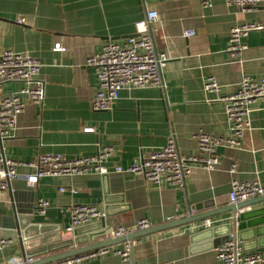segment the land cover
Masks as SVG:
<instances>
[{
  "label": "crops",
  "instance_id": "obj_1",
  "mask_svg": "<svg viewBox=\"0 0 264 264\" xmlns=\"http://www.w3.org/2000/svg\"><path fill=\"white\" fill-rule=\"evenodd\" d=\"M210 1L212 5L205 7L202 0H0V56L11 49L38 59L42 64L39 79L45 89L43 103L28 102L17 116L14 132L0 139V155L22 163L5 187L0 178V240L11 239L0 247V264L22 257L19 243L10 238L15 229L8 227L15 211L32 226L29 235L41 237L42 233L54 239L51 235L58 233L65 240L74 237L66 231L71 205L108 207L105 228L110 236L119 225L133 226L142 219L158 225L208 209L227 208L233 205L229 192L234 179L264 186L263 98L251 105L241 146L219 147L220 162L213 169L195 165L183 187L157 185L140 175L116 170L139 162L170 137L176 139L182 154L192 155L197 151L199 133L228 135L226 102L220 97L234 93L244 77L264 76V30L244 38L247 48L239 58L227 50L232 27L248 21L264 23V0L251 11L225 0ZM151 10L157 12V18L148 30L158 50L168 56L162 82L123 88L112 109H94L99 80L87 59L108 40L124 42L136 36L137 23L145 21ZM187 30L192 32L190 36L184 35ZM56 43L65 49L55 51ZM210 76L217 79L219 93L205 89ZM24 85L21 81L0 82V95ZM104 148L111 150L106 173L44 176L37 181L26 177L36 171L35 165L26 163L40 154L74 158ZM233 163L235 172H231ZM61 187L66 190L60 191ZM41 200L46 205H40ZM232 218L226 212L137 239L128 259L113 250L77 264H223L216 248L228 235H207L196 242L191 235ZM206 219L211 220L210 226L204 223ZM112 248L124 250L126 242ZM249 252L259 253L262 259L257 264H264V245Z\"/></svg>",
  "mask_w": 264,
  "mask_h": 264
},
{
  "label": "built area",
  "instance_id": "obj_2",
  "mask_svg": "<svg viewBox=\"0 0 264 264\" xmlns=\"http://www.w3.org/2000/svg\"><path fill=\"white\" fill-rule=\"evenodd\" d=\"M259 2L260 0H225L226 4L236 5L245 11L253 10ZM202 4L209 7L212 2L202 0ZM156 18V11H148L147 19L137 23L138 34L136 36L129 37L124 42L108 40L103 44L101 51L87 59V65L95 68L99 80V87L92 100L94 109H112L123 88L162 82V71L168 56L164 51L158 50L153 35L148 30V25ZM256 30H264V23L248 21L231 28L227 50L232 57L239 58L242 55L247 48L244 38ZM191 34L192 32L188 30L184 32L185 36ZM53 49L63 51L65 48L61 43H56ZM41 67V62L27 52L8 49L0 56V82L21 81L25 83L18 91L0 95V139L8 137L14 132L17 116L24 110L28 102L43 103L45 89L44 83L39 79ZM204 87L212 93H219L221 89L214 76L206 79ZM257 98L264 99V76L256 79L244 77L234 93L220 97L226 102L228 135L199 133L197 151L192 155L182 154L177 147L176 139L170 137L163 147L154 149L149 155L142 156L139 162L126 169L116 167V170L140 175L157 185L165 183L183 187L195 165L213 169L220 162L217 153L219 147L238 148L241 146L244 129L250 124L251 105ZM87 130L92 129L87 128ZM110 154V148H104L94 155L74 158H68L61 154H40L34 162L26 163L36 167L35 173L26 175V177L28 180L37 181L38 178L44 176L55 177L90 172L106 173L108 169L105 167V161L110 157ZM20 164L22 163L0 155V178L3 187L7 185V179L17 176V167ZM235 171L236 163H233L231 172ZM65 190L66 187L60 188V191ZM70 191L76 192L75 189H70ZM261 195H264V186L260 182L234 179L231 183L229 201L237 203ZM40 205L44 206L46 202L41 200ZM104 216V209L97 205L85 203L71 205L70 223L66 231L71 233L76 227L100 220ZM204 223L210 226L211 220L206 219ZM152 225L147 219L139 220L133 226L119 225L111 232L110 237H120ZM10 240L1 239L0 247L6 245ZM112 247L114 246L45 264H77L86 258L113 250L128 259L132 250V245L129 243H126L124 250ZM216 255L223 264H257L262 259L259 253L245 251L235 232H230L217 246ZM34 259L16 256L10 259V264H23ZM133 264L142 263L135 261Z\"/></svg>",
  "mask_w": 264,
  "mask_h": 264
},
{
  "label": "water",
  "instance_id": "obj_3",
  "mask_svg": "<svg viewBox=\"0 0 264 264\" xmlns=\"http://www.w3.org/2000/svg\"><path fill=\"white\" fill-rule=\"evenodd\" d=\"M263 204L264 195L256 196L244 201L233 203V205L224 209H208L173 221L152 225L145 229H138L120 237L107 236V229L105 226L106 218L110 216L109 211H107L108 207H104L105 216L100 220L76 227L72 232L74 237L70 239L61 240V234L58 233L56 235H51V237H55L54 239H50L42 233L40 235L41 237H39V235H29V230L32 226H29L24 218H20L17 211L14 213L13 222L8 227L15 229L14 235L10 238H13L14 241L19 243L22 250V257L35 258L31 262H25L23 264H45L67 257L97 251L101 248H107L123 242L133 245L135 240L145 236L230 212L233 215L230 222L196 231L191 235V241L196 242L207 235L210 237H218L220 234L227 236L230 234L231 228H233V231L241 241L244 250L251 251L258 246L262 247L264 245ZM248 206L257 207L250 209L249 211H240L242 208ZM191 208L193 209L196 207L192 206ZM40 227H42V225ZM98 237H102V239L96 240ZM67 247L68 249L66 250L52 253L58 251V249Z\"/></svg>",
  "mask_w": 264,
  "mask_h": 264
}]
</instances>
